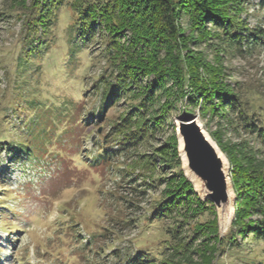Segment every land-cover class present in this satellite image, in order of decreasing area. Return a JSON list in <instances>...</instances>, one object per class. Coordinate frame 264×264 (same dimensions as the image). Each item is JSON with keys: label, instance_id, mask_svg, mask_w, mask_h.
Instances as JSON below:
<instances>
[{"label": "trees", "instance_id": "trees-1", "mask_svg": "<svg viewBox=\"0 0 264 264\" xmlns=\"http://www.w3.org/2000/svg\"><path fill=\"white\" fill-rule=\"evenodd\" d=\"M247 1L4 0L0 18H18L22 31L14 69L0 57L7 80L0 91V152L9 145L17 159L56 155L72 125L82 141L91 138L97 147L94 159L83 155L88 164L112 167L114 157L126 155L127 173L137 174L144 187H164L144 219L170 224L155 247L139 248L125 264H213L222 247L236 250L244 264H264V246L245 248L250 241L264 245V121L249 116L223 68L228 54L264 50V28L241 19ZM202 45L205 52L192 48ZM72 74L79 98L42 99V76ZM9 109L17 121L12 131L5 129L12 124ZM196 109L203 117L237 116L261 147L213 134L231 163L237 195L235 218L222 239L215 218L192 226L206 211L216 214L212 201L201 199L185 177L177 136L153 146L158 135L175 130L174 112L192 117ZM161 166L174 172L166 175Z\"/></svg>", "mask_w": 264, "mask_h": 264}, {"label": "rangeland", "instance_id": "rangeland-1", "mask_svg": "<svg viewBox=\"0 0 264 264\" xmlns=\"http://www.w3.org/2000/svg\"><path fill=\"white\" fill-rule=\"evenodd\" d=\"M259 2L248 0L241 15V19L252 28H264V8L259 6ZM3 6L4 0H0V12H3ZM21 31L22 21L18 18H0V57L6 56L11 69L15 67L13 58L18 54L16 43ZM192 48L198 51L206 49L205 45ZM207 55L211 63L214 62V54L210 50ZM223 63L226 82L239 94L243 108L252 119L264 121V50L257 47L242 54L233 52ZM77 84L78 79L73 74L60 80L42 76L37 88L43 100L66 99L72 102V99L80 97ZM6 87L5 72L1 70L0 91ZM179 108L181 110V105ZM195 112L192 117L215 142L213 134L220 131L224 140L233 143L247 140L252 147H260L256 139L242 128L237 116L223 117L218 114L203 117L199 109ZM116 113V108L110 110L109 116ZM5 114L10 115L13 124L5 129L12 131L17 124L16 117L11 109ZM16 114L18 116L19 112ZM173 117L175 130L170 127L165 134L158 135L153 146H160L171 134L177 136L183 111L174 112ZM232 118L234 122L230 121ZM81 134L76 126L70 125L62 139L63 150H56V155L48 154L40 159L23 156L17 159L7 151L9 145L3 147L4 151L0 152V264H125L139 248L155 247L157 238L170 224L169 220L151 224L144 219L149 217L154 199L164 187H144L145 183L137 174L127 173L125 167L130 160L126 155L114 157L112 167L100 168L88 164L89 160H85L84 156L94 159L98 150L91 138L82 141ZM95 136L93 132L92 137ZM177 142L181 169L200 197L195 181L187 176L178 136ZM114 148L117 149V146ZM261 149L264 152V148ZM226 159L231 179V163L227 156ZM161 168L166 175L174 172V169ZM141 190L143 193H140ZM214 208L215 216L206 211L193 220L192 226L196 222L215 218L219 226L218 235L222 239L229 234L233 221L223 232L215 204ZM237 240L244 243L241 237ZM263 246L250 241L245 248ZM235 252L227 247L220 248L213 264H244Z\"/></svg>", "mask_w": 264, "mask_h": 264}, {"label": "water", "instance_id": "water-1", "mask_svg": "<svg viewBox=\"0 0 264 264\" xmlns=\"http://www.w3.org/2000/svg\"><path fill=\"white\" fill-rule=\"evenodd\" d=\"M177 136L180 142V153L185 160L187 176L192 181H198V186H196L200 197L204 200L209 199L216 205L220 222L224 214L227 213L230 203H232L231 224L235 215L236 195L230 179L228 160L226 168L222 158L205 136L202 125L195 117L179 119ZM231 191L233 193L232 201L230 198ZM225 210L226 212H224Z\"/></svg>", "mask_w": 264, "mask_h": 264}, {"label": "bare ground", "instance_id": "bare-ground-1", "mask_svg": "<svg viewBox=\"0 0 264 264\" xmlns=\"http://www.w3.org/2000/svg\"><path fill=\"white\" fill-rule=\"evenodd\" d=\"M203 132L205 134V136L208 138V140L211 142V144L213 145V147L215 148V150L217 151V153L220 155V157L222 158L224 164H225V167L227 168V159L225 157V155L221 152V150L219 149V147L216 145L215 141L210 137V135L204 130L203 128ZM195 183L196 185L198 186V181L195 180ZM230 198H231V201H232V198H233V193L231 191L230 193ZM226 212V210L224 211ZM232 215H233V205L232 203H230L229 205V208L227 209V213L224 214V216L221 218V227H222V231H226L229 224H230V221H231V218H232Z\"/></svg>", "mask_w": 264, "mask_h": 264}]
</instances>
